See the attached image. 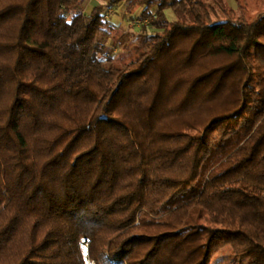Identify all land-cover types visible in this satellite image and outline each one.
<instances>
[{
	"label": "trees",
	"instance_id": "obj_1",
	"mask_svg": "<svg viewBox=\"0 0 264 264\" xmlns=\"http://www.w3.org/2000/svg\"><path fill=\"white\" fill-rule=\"evenodd\" d=\"M84 1L0 0V264H264V8Z\"/></svg>",
	"mask_w": 264,
	"mask_h": 264
},
{
	"label": "rangeland",
	"instance_id": "obj_2",
	"mask_svg": "<svg viewBox=\"0 0 264 264\" xmlns=\"http://www.w3.org/2000/svg\"><path fill=\"white\" fill-rule=\"evenodd\" d=\"M85 0V13H88L89 5L86 4ZM216 4H225L230 7H236L237 2L235 0H212ZM108 0H94L91 4H105ZM238 4L242 7L241 10H247L249 13H254L261 8H264V0H239ZM90 10V9H89ZM140 10H128L125 3L119 5H114L111 8H106L104 14L107 20L114 26L113 38L116 39L123 35L129 34L128 38V47L132 48L133 46L139 45L140 41L145 35L152 34L156 32L157 29L150 26L148 21H141L137 19L138 13ZM166 16L169 20H173L175 16L170 10H166ZM108 44L111 43V40L107 41ZM120 48L117 47L114 50L113 55L116 56L120 52ZM254 193L264 195V190L254 189ZM214 264H232L231 259L228 258V251L222 250L216 257Z\"/></svg>",
	"mask_w": 264,
	"mask_h": 264
},
{
	"label": "crops",
	"instance_id": "obj_3",
	"mask_svg": "<svg viewBox=\"0 0 264 264\" xmlns=\"http://www.w3.org/2000/svg\"><path fill=\"white\" fill-rule=\"evenodd\" d=\"M92 2H94V0H87L86 1V4L89 5V7H88V13L90 12V10L92 9V7L94 6L93 4H91ZM84 5H85V1H84Z\"/></svg>",
	"mask_w": 264,
	"mask_h": 264
},
{
	"label": "built area",
	"instance_id": "obj_4",
	"mask_svg": "<svg viewBox=\"0 0 264 264\" xmlns=\"http://www.w3.org/2000/svg\"><path fill=\"white\" fill-rule=\"evenodd\" d=\"M85 264H94V263H93V261H91V259L88 256H86L85 257Z\"/></svg>",
	"mask_w": 264,
	"mask_h": 264
}]
</instances>
